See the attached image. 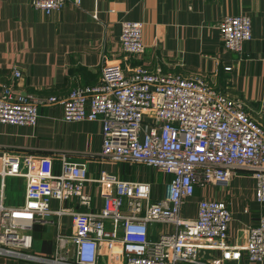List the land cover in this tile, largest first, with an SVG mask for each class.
Returning <instances> with one entry per match:
<instances>
[{"label":"built area","instance_id":"1","mask_svg":"<svg viewBox=\"0 0 264 264\" xmlns=\"http://www.w3.org/2000/svg\"><path fill=\"white\" fill-rule=\"evenodd\" d=\"M81 0H32L50 15ZM144 23H121L120 50L126 58L143 55ZM223 46L242 54L253 37L248 14L225 16L219 24ZM231 69V67H227ZM15 77L22 71L15 70ZM57 104L67 122L101 121L102 158L158 169L169 179L154 198L147 180H120L103 172L88 177L86 165L63 160L61 172L50 157L29 156L25 169L15 154L3 153L0 171V255L51 264H97L102 255L121 254L124 264H264V212L255 213L242 246L229 242L233 220L227 201L201 199L197 214L182 216L186 200L208 184L229 185L241 168L251 171L255 200L264 205V128L248 113L241 98L220 93L205 78L178 72H129L121 62L104 57L102 76L93 85L72 88L68 95L16 93L4 83L0 95V125L35 126L42 106ZM7 176L25 178L21 205L3 203ZM89 180L107 186L104 207L92 211V197L83 193ZM77 198L84 211L51 201ZM70 214V233H58L56 257L35 255L32 231L39 218ZM159 226L156 235L150 227ZM119 249V251H118Z\"/></svg>","mask_w":264,"mask_h":264},{"label":"crops","instance_id":"2","mask_svg":"<svg viewBox=\"0 0 264 264\" xmlns=\"http://www.w3.org/2000/svg\"><path fill=\"white\" fill-rule=\"evenodd\" d=\"M81 1L46 15L32 5V0H0V95L4 83L12 84L16 93L68 95L72 88L96 84L107 56L120 61L129 72L141 66L151 72L199 75L218 92L241 98L247 113L264 128V0ZM241 13L252 19L253 37L244 44L242 54H237L224 48L218 27L225 16ZM123 21L144 23L143 55L126 58L120 50ZM15 70H21L22 76L15 77ZM102 129L101 121L63 120V109L57 104L42 106L35 126L0 125V171L4 152L21 158L22 169L31 155L50 157L56 172H61L67 159L85 164L92 179L106 171L120 180L150 181L154 198L161 197L169 176L141 164L102 158ZM1 182L0 178V189ZM82 187L83 193L92 197L90 210H101L108 187L92 180ZM25 190L24 177H5L3 203L21 205ZM255 193L251 171L241 168L229 185L198 188L186 200L182 216L195 217L201 199L227 201L233 217L229 242L242 246L249 225L257 221L255 213L260 209L264 212ZM51 205L53 209L87 210L77 198L63 202L55 199ZM73 223L70 214L39 218L32 231L33 253L55 258L56 235L70 233ZM158 228L150 227L152 236ZM0 264L50 263L0 255ZM97 264H124V258L104 254Z\"/></svg>","mask_w":264,"mask_h":264},{"label":"rangeland","instance_id":"3","mask_svg":"<svg viewBox=\"0 0 264 264\" xmlns=\"http://www.w3.org/2000/svg\"><path fill=\"white\" fill-rule=\"evenodd\" d=\"M162 182V180H159V183H161ZM51 264V263H50Z\"/></svg>","mask_w":264,"mask_h":264}]
</instances>
